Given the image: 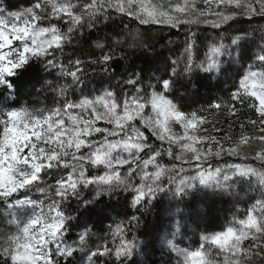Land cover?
<instances>
[{
  "label": "snow or ice",
  "instance_id": "6c2138e0",
  "mask_svg": "<svg viewBox=\"0 0 264 264\" xmlns=\"http://www.w3.org/2000/svg\"><path fill=\"white\" fill-rule=\"evenodd\" d=\"M200 2L0 0V264H155L163 243L175 264H264V43L254 50L243 26L264 20V0ZM156 26L170 30L161 48L182 30L183 50L147 76L125 68L114 87L113 64L156 52ZM29 70L45 77L39 89H22ZM97 72L108 82L88 89ZM201 73L231 81L208 107L247 110L239 135L198 134L206 109L186 105L181 89ZM33 90L45 100H25ZM217 197L235 209L229 222L180 247ZM118 209L127 218L105 232Z\"/></svg>",
  "mask_w": 264,
  "mask_h": 264
},
{
  "label": "trees",
  "instance_id": "16d2710c",
  "mask_svg": "<svg viewBox=\"0 0 264 264\" xmlns=\"http://www.w3.org/2000/svg\"><path fill=\"white\" fill-rule=\"evenodd\" d=\"M13 5H18L20 7L29 5L31 0H11ZM130 22V21H125ZM119 23V21L117 22ZM244 27H248L252 30V35L249 37V44H251L255 49L264 41L261 40V32L260 29L264 26V20H253L251 25L244 24ZM112 27H108L103 29V32H111ZM169 29L161 28L156 26L152 30V36L154 42L156 43V52L154 54H146L143 52H136L133 54L129 52V59L121 60L118 63L113 64V68L116 69L115 74L112 76L111 83L115 87L116 82L124 75L125 68H135L137 71L143 70L145 75H149L152 72H155L157 67H163V58L166 56H172L173 59L176 58L175 54L183 50V35L182 30H175L173 32V38L176 39V43L169 45L167 48H161V45L165 44V39L162 37H167L169 34ZM103 34V33H101ZM212 35V29H208L207 32L201 31L200 38L203 40L205 37H210ZM96 35L93 34L92 39H95ZM227 42V41H226ZM71 51V49H67ZM203 50L201 51V58H203ZM175 53V54H174ZM39 72L36 70H29L25 73L23 80L21 82L22 89L28 88L32 89L35 86V89H39L41 84L40 81L44 79ZM47 79H52V77H46ZM195 82L197 83L198 87L193 89H181V93L184 94V102L186 105H190L192 107L202 106L206 111L203 114L208 113L210 110L214 108H209L208 106L213 103L217 97L226 98V89L231 86V81L227 84L224 82V78H220L219 81L212 79L210 80L205 74L201 73L197 77L194 78ZM106 80L99 72L92 74L89 73L87 82H88V89H95L97 85L101 82ZM87 90V89H86ZM25 100H28L29 103L33 101H44L45 97L43 94L39 93L38 91L33 90V95L31 100L28 97H25ZM47 103L51 104V96L47 98ZM37 106H41L37 104ZM224 111L226 109L222 108ZM223 111V112H224ZM250 115L245 110V114L236 117L241 123L246 122L247 116ZM258 148H250L245 155L251 157L255 154L254 150ZM174 152H178V149L174 146ZM243 155V156H245ZM240 156V157H243ZM165 163L168 162L167 159L164 161ZM229 163H241L243 162L241 158L233 157L228 160ZM245 191H247V186H245ZM251 194V193H249ZM243 199H247V196H242ZM196 204L195 199H191V205L194 206ZM183 207V206H182ZM240 212L237 213V219L244 217L245 212V205H240ZM208 218L206 220H192L188 222L187 231L181 230V236L177 239V243L180 244L181 247H195L197 241L203 237L204 235H208L213 231H218L219 226L226 225L229 220L231 219L232 215L235 212L231 201L227 197H217L214 198L212 203L208 206L207 209ZM135 214L134 210L128 213V216ZM112 219L105 221V232L107 225H113L114 221L119 222L121 218L124 220L127 218L125 214L120 211L119 209L110 213ZM178 219V218H177ZM147 223L149 225V230L153 229V225L156 224V217L155 213L151 217L147 218ZM199 223L200 227L197 228L196 224ZM159 227V225H156ZM166 227V225H165ZM207 229V231H205ZM76 231L73 232V238L75 237ZM182 241V242H181ZM161 250L157 251L153 255V260L155 264H169L170 260L173 261L176 256L174 253H171L168 249L160 246Z\"/></svg>",
  "mask_w": 264,
  "mask_h": 264
},
{
  "label": "rangeland",
  "instance_id": "374dc122",
  "mask_svg": "<svg viewBox=\"0 0 264 264\" xmlns=\"http://www.w3.org/2000/svg\"><path fill=\"white\" fill-rule=\"evenodd\" d=\"M153 3H162V4H167L169 0H152ZM172 2H176V0H172ZM182 2V0H180ZM28 5L22 6L26 7ZM200 7H203L202 0L199 4ZM221 108L219 110L213 109L210 110L208 113L203 114L206 117L207 122L202 125L201 131L198 133L200 135H207V136H214L217 139H223L226 135L228 136H237L240 133V121L234 117L231 116L228 111H224ZM206 129V131H204ZM174 131L180 133L181 130L179 128H174ZM259 146L256 144H253L247 149H242L240 156L245 155L250 148H258ZM188 158V157H186ZM245 218V216L243 217ZM121 220H124V218H121ZM117 222V221H116ZM113 228H115V223L112 225ZM108 231V228L106 227V232ZM111 239V237H108ZM162 247L168 249L167 244L163 243ZM181 247V246H180ZM194 248V247H193ZM169 250V249H168ZM175 254V253H174ZM176 258L171 261V264H175Z\"/></svg>",
  "mask_w": 264,
  "mask_h": 264
}]
</instances>
